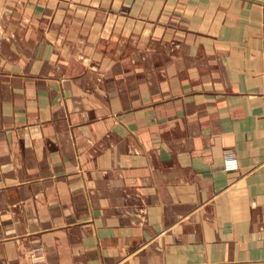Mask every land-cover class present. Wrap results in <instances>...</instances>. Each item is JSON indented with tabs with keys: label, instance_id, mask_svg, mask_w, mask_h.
Here are the masks:
<instances>
[{
	"label": "crops",
	"instance_id": "0c3cea01",
	"mask_svg": "<svg viewBox=\"0 0 264 264\" xmlns=\"http://www.w3.org/2000/svg\"><path fill=\"white\" fill-rule=\"evenodd\" d=\"M0 264H264V0H0Z\"/></svg>",
	"mask_w": 264,
	"mask_h": 264
},
{
	"label": "built area",
	"instance_id": "2783aa9c",
	"mask_svg": "<svg viewBox=\"0 0 264 264\" xmlns=\"http://www.w3.org/2000/svg\"><path fill=\"white\" fill-rule=\"evenodd\" d=\"M237 164L238 163H237L236 155L232 152L227 153L225 160H224V163H223V167L227 170H230V169L236 168Z\"/></svg>",
	"mask_w": 264,
	"mask_h": 264
}]
</instances>
